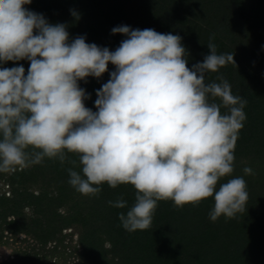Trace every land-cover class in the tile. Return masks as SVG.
I'll return each mask as SVG.
<instances>
[{
	"label": "clouds",
	"instance_id": "clouds-1",
	"mask_svg": "<svg viewBox=\"0 0 264 264\" xmlns=\"http://www.w3.org/2000/svg\"><path fill=\"white\" fill-rule=\"evenodd\" d=\"M31 3L0 0V62L30 61L27 75L23 66L0 69V172L76 154L81 171L69 168L68 183L80 194L133 186L130 207L108 202L128 208L119 214L128 232L148 229L159 201L182 208L212 197L213 222L245 210L246 181L232 173L247 100L223 75L206 83L208 73L235 65L233 53L218 54L210 37L209 54L189 68L179 35L127 25L111 30L127 37L115 51L84 36L69 42L66 25L24 7ZM109 63L116 70L97 90L94 112L79 81L101 78Z\"/></svg>",
	"mask_w": 264,
	"mask_h": 264
},
{
	"label": "trees",
	"instance_id": "trees-1",
	"mask_svg": "<svg viewBox=\"0 0 264 264\" xmlns=\"http://www.w3.org/2000/svg\"><path fill=\"white\" fill-rule=\"evenodd\" d=\"M24 7L50 24L66 25L69 42L84 36L115 51L127 37L111 30L127 25L179 35L189 68L209 54L210 37L218 54L233 53L235 65L208 73L206 83L223 75L233 95L247 100L232 177L245 179L248 200L243 212L215 222L209 216L212 197L182 208L159 201L151 226L128 232L119 220L128 208L108 202L123 198L130 207L133 186L103 184L98 195L85 196L68 183L69 168L81 171L78 155L69 153L63 164L45 158L0 172L7 185L0 189V244L20 241L13 257L0 264H264V0H32ZM18 66L27 75L30 61L0 62V69ZM115 70L109 63L101 78L79 81L90 96L87 108L97 111L96 92ZM245 167L253 173L245 175Z\"/></svg>",
	"mask_w": 264,
	"mask_h": 264
},
{
	"label": "rangeland",
	"instance_id": "rangeland-1",
	"mask_svg": "<svg viewBox=\"0 0 264 264\" xmlns=\"http://www.w3.org/2000/svg\"><path fill=\"white\" fill-rule=\"evenodd\" d=\"M0 189L5 190L7 189V185L3 182H0ZM22 235L21 237H23ZM20 244V241L12 242L11 244H0V262L3 260H9L13 257L14 250L18 245ZM46 264H49L47 262ZM67 264H73V263H67Z\"/></svg>",
	"mask_w": 264,
	"mask_h": 264
},
{
	"label": "flooded vegetation",
	"instance_id": "flooded-vegetation-1",
	"mask_svg": "<svg viewBox=\"0 0 264 264\" xmlns=\"http://www.w3.org/2000/svg\"><path fill=\"white\" fill-rule=\"evenodd\" d=\"M4 261V260H3ZM2 262V261H1Z\"/></svg>",
	"mask_w": 264,
	"mask_h": 264
}]
</instances>
